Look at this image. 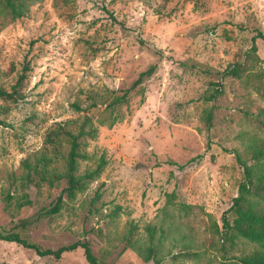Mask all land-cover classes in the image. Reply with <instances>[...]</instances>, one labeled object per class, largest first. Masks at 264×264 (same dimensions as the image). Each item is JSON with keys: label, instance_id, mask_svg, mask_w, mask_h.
Listing matches in <instances>:
<instances>
[{"label": "rangeland", "instance_id": "rangeland-1", "mask_svg": "<svg viewBox=\"0 0 264 264\" xmlns=\"http://www.w3.org/2000/svg\"><path fill=\"white\" fill-rule=\"evenodd\" d=\"M258 32L264 0H31L20 18L0 15V86L25 76L22 98L0 100V230L43 250L87 241L99 264H154L123 238L137 225L138 247L153 223L156 238L164 233L159 264H241L234 256L253 244L240 239L224 255L211 230L213 222L221 230L223 214L232 219L242 133L254 131L245 112L264 108L245 75L264 70ZM247 55L241 78L224 74ZM116 97L123 99L105 107ZM84 115L97 134L86 140L80 169L103 156L100 175L72 196L62 193L64 179L22 185V160L58 122ZM57 149L65 154L68 144ZM54 165L63 171L62 159ZM24 194L30 203L21 205ZM59 194L61 209L42 213ZM185 243L199 255L173 259ZM0 264L88 263L79 246L56 258L0 239Z\"/></svg>", "mask_w": 264, "mask_h": 264}, {"label": "trees", "instance_id": "trees-1", "mask_svg": "<svg viewBox=\"0 0 264 264\" xmlns=\"http://www.w3.org/2000/svg\"><path fill=\"white\" fill-rule=\"evenodd\" d=\"M31 0H0V15H8L13 19L20 18L25 13V4ZM258 37L264 38V34L258 32ZM255 50V44H252V51ZM253 53V52H252ZM256 57V56H255ZM246 62L235 63L230 68H227L224 74L236 78H241L243 73L247 71ZM26 67V66H25ZM26 70V68H24ZM154 66H151L146 71L141 72L138 78L132 83L131 87L139 85L145 76L153 73ZM246 83H248L260 96L264 97V70L247 73ZM244 75V76H245ZM24 72L19 73L9 90L0 86V100L8 102H17L22 98V87L24 84ZM123 99L116 97L111 100L105 107H111ZM72 107L76 111H82L79 103L73 102ZM256 114L245 112V116L254 127V131H243V144L245 158L241 159L237 155V159L243 168V178L238 186V194L232 200L228 208L232 214V219L229 220L225 214L222 216V227L219 229L216 222H213L211 232L221 238L223 242L219 244L218 249L225 255L228 250H232L237 241L244 239L253 244V247L246 252H242L239 256H234L241 264H264V108L257 107ZM206 120L210 123L211 114L207 112ZM97 134V128L93 125L89 116L84 115L81 122L77 119L65 120L58 122L54 128H51L44 137L43 147L33 152L31 157H26L22 160L21 166L23 172L20 175L22 185L35 184L41 182L53 184L54 181L64 179L65 187L62 193L67 196H72L77 191H82L86 183L97 178L106 161L103 156H100L94 166H86L80 169L81 161L88 158L85 146L87 139H94ZM68 144V150L65 154L57 149L58 144ZM53 150H51V149ZM58 159L64 162V169L61 172L57 171L54 165ZM21 205L29 204L30 200L27 194L22 196ZM19 203V205H20ZM63 203L62 195L59 194L52 206L44 209L42 213L53 215L61 209ZM191 206L183 205V209L187 210ZM120 207L117 206L110 212V217H116L120 213ZM29 223L24 219L20 222L21 227ZM137 225L129 223L127 232L124 234L129 248H136L139 255L144 261H153L154 264H159L161 259L157 257V252L160 247L163 231L156 238V224H147L144 227L146 232L145 239L142 240L140 246H136L137 239L133 238L136 233ZM0 239L6 241H15L26 248L34 249L39 255L52 254L59 258L61 254L67 251L74 250L78 246L83 249L84 257L88 264H99L97 257L93 254L90 244L87 241L74 242L69 245L61 246L56 250L41 249L37 244L29 242L23 238L18 232H4L0 230ZM183 252H179L175 257L196 258L199 251L193 250V244L185 243ZM191 249V251H187Z\"/></svg>", "mask_w": 264, "mask_h": 264}]
</instances>
